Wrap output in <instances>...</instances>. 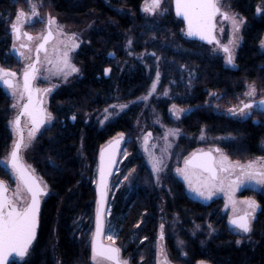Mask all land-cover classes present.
<instances>
[{
  "label": "trees",
  "instance_id": "1",
  "mask_svg": "<svg viewBox=\"0 0 264 264\" xmlns=\"http://www.w3.org/2000/svg\"><path fill=\"white\" fill-rule=\"evenodd\" d=\"M144 1L48 0L51 12L71 22L81 19L89 26L88 43L76 54L82 78L50 97L54 121L41 133L32 159L49 186L36 240L26 258H13L8 264L90 263L98 155L121 133L125 140L109 188L105 241L117 245L131 264H156L159 225L176 220L174 227L167 225L165 240L176 264H264V192L250 194L260 212L252 233L237 243L240 237L229 230L221 203L192 200L172 173V165L157 180L138 140V126L142 122L149 126L151 118L150 107L141 100L159 71L155 89L159 96L150 102L153 115L159 114L170 125V106L189 109L178 122L184 133L178 141L183 155L201 146L197 139L204 134L210 145L221 147L233 159L264 157V112L237 119L205 106L210 93L220 97L218 103L225 108L236 103L247 83L264 90V0L225 1L244 20L242 44L229 66L221 57L211 56V44L184 36L185 24L171 6L167 14L156 18L142 12ZM16 7L12 0H0V63L5 67L15 64L11 24ZM8 104L0 88L3 181L11 178L1 164L12 142ZM122 104L127 108L101 124L105 108ZM199 225L202 232L196 231ZM177 230L184 239L183 248L170 233Z\"/></svg>",
  "mask_w": 264,
  "mask_h": 264
},
{
  "label": "snow or ice",
  "instance_id": "2",
  "mask_svg": "<svg viewBox=\"0 0 264 264\" xmlns=\"http://www.w3.org/2000/svg\"><path fill=\"white\" fill-rule=\"evenodd\" d=\"M30 5L31 15L33 17L38 16L37 6L32 0H28ZM162 0H145L143 11L155 15L157 10L161 8ZM175 10L177 16H182L187 22L188 36L199 37L201 40H206L208 43H213L215 37L213 36V29L215 28L214 18L217 14H221L223 19H231V24L234 31H239L240 25L244 22L242 19L237 20L235 17H229L227 12H221V8L218 5V0H175ZM259 11V9H258ZM28 13L23 10H18L15 22L11 24L13 35L19 39L21 36L31 42L34 37L27 32H22V26L26 21ZM55 23L54 19L49 16L47 21V34L39 37L41 42L37 45L35 52V61L28 64L23 70V84L22 87L16 83L17 73L10 69L0 67V83L5 85L8 89H11V94L19 101H23L25 96L27 102L21 105V112L15 117L12 123L15 131L18 133V139L14 141L12 145L9 158L6 161L12 169L14 179L16 181V192L19 193L21 185L30 193V202L19 206L15 199L7 195L8 186L3 180H0V264H8V258L13 254L20 258L27 255L30 246L36 236V229L39 222V206L40 197L46 195V189L41 187L37 182V179L29 172V170L21 163V157L19 153L22 148L28 145L25 142L23 129L20 127L21 117L27 115L32 123V128L29 129V140L34 137V134L39 128L49 119L51 115L46 112L42 107V99L40 94L51 91V89H39L33 86V82L37 78L39 69L37 65L40 63V52L43 50L47 53L46 45L49 41L53 40L52 25ZM59 30V29H58ZM63 35L64 33L61 32ZM75 34H73L74 36ZM219 43V41H216ZM264 46V41L261 42ZM131 44V41H129ZM78 46V45H73ZM21 48H31L28 44H21ZM223 51L227 53V62L233 63V56L227 46L223 47ZM17 52L21 57H24V52ZM114 55V54H113ZM154 55V54H153ZM68 53H63V64L68 66L67 61ZM51 63V61H48ZM72 71H79L74 66ZM110 71V70H106ZM160 73L156 72V81L151 85L149 95L156 89V82L159 80ZM19 93V95H17ZM257 89L255 84L248 86V91L244 94L247 97H255ZM165 95L167 93L165 92ZM143 99H147L144 97ZM17 105L13 104L15 108ZM257 106L264 110V99H261L257 104L255 101L249 100L248 102L240 101L238 108H230L229 111L236 114L237 111L241 115H247L248 110ZM111 107H119L121 110L127 105H112ZM175 105L173 108L175 109ZM107 109L105 112L107 113ZM107 118V116L105 117ZM75 119V116L72 117ZM169 134L175 135V130H169ZM149 137L151 133L147 134ZM122 137L123 134L121 133ZM120 141L117 140L116 144L111 149V154L107 161H105L104 153H101V167H100V186L98 201V207L96 212V229L93 234L92 241V259L97 261V264H102V261H111L112 264H121L119 258L120 250L115 247H105L100 243V238L104 231V221L102 219L104 204L106 200L107 183L106 176L109 174L112 165L115 163L116 149ZM145 151L148 152L147 137L145 138ZM220 152V149H216ZM151 156V153H150ZM264 160V157L259 158ZM151 164L153 171H159L160 166L163 163L162 158H152ZM184 179L188 182L189 187H193V181H195V187L193 188L200 196L208 199L211 198L213 191L219 188L221 191L225 190V186L229 193H234L241 186L246 184L264 185V165L258 166L255 162L249 161L246 164L240 162L232 163L228 160L227 156L220 155L218 158L214 157L211 152L203 153L201 156H197L195 153L192 158L185 161V167L183 169L178 168L176 170ZM127 179V177H125ZM229 202L232 204L234 215L230 218L229 223L234 226L235 229L243 233H250L252 231L251 221L254 218V210L258 207L254 200L248 199L244 203L249 210L244 211L242 214H237L236 201L232 198L231 194L228 196ZM163 227V225L161 226ZM113 237L108 236L111 240ZM239 243V241H237ZM126 264V262H125ZM163 264H170L165 256ZM203 264V262H201Z\"/></svg>",
  "mask_w": 264,
  "mask_h": 264
},
{
  "label": "rangeland",
  "instance_id": "3",
  "mask_svg": "<svg viewBox=\"0 0 264 264\" xmlns=\"http://www.w3.org/2000/svg\"><path fill=\"white\" fill-rule=\"evenodd\" d=\"M16 4L17 11L23 10L24 12L28 13V16L26 18V23L23 24L22 29H27L30 33H32L34 39L29 42L31 51H28L25 53V56L21 60V64L14 65V72L17 73L16 77V83L22 87L23 84V70L25 65L33 62L34 59V49L38 45V43L41 42L39 37L42 35L47 34V21L49 16H51L55 23L52 25V31H53V37L54 39L49 41V43L46 45L47 53L41 52L40 54V64H39V72L37 75V78L35 80V87L39 89H51V91L47 92L46 94V107L48 108L47 113L51 115V119L47 121V124L42 127L39 131H37L34 134V137L29 140V131H25V142L28 145L27 147L22 148V158L25 163V165L31 170V172L34 174V176L38 179L39 183L44 187L48 193H49V186L47 183L40 177V175L37 173L36 169L34 168V165L32 163L33 156L37 152V144L38 139L41 135V133L48 127H50L54 121V118L49 110V100L52 94L64 87H68L72 85L73 83L77 82L82 78V69L81 66L76 61V54L79 51V49L87 45V31L89 26L85 24L81 19H75L71 22L67 17L60 16L58 14H55L51 12V10L48 8V0H32L33 3L37 6V11L39 13L38 16H35L33 21L30 22V17H33L31 15L30 5L28 3V0H12ZM144 3L142 5V12L146 15H152L150 13H146L143 11ZM173 8V0H162L161 8L157 10L155 15H152L156 18L162 17L169 11V7ZM221 12H227L229 17H235L237 20H241L237 13H235L233 10L230 9L229 5L223 1V3L220 6ZM16 17V16H15ZM243 20V19H242ZM244 21V20H243ZM15 22V19L13 20ZM244 27V22L240 25L239 31H234L231 19L225 20L223 19L222 15H219L217 18V29L216 34L217 38L219 40L218 44H211L210 48V54L211 56H219L223 59L224 64L226 66H229L230 64L227 62V53L223 51V47L227 46L233 56V63L235 61L237 51L239 47L242 44V30ZM59 29V30H58ZM64 33L63 35L61 34ZM73 34H75L73 36ZM11 35L12 39H14V35L12 33L11 29ZM13 41V40H12ZM22 43H28L25 39H22ZM18 46L17 41L12 42V53H14L13 48ZM78 45V46H73ZM67 52V61L68 66L65 67L63 64V53ZM51 61L49 63L48 61ZM3 65L0 63V67ZM74 66L79 71H72V67ZM250 84L254 83H247L245 84V90L244 92L237 97V101L234 105H229L227 107H220L218 101L220 97H218L214 93H210L208 100L205 104L206 107L213 108L214 111H218L221 113H225L227 115H231L234 118L237 119H246L254 114H257L258 112H261L259 107L254 106L252 109L248 110L247 115H241L238 111L236 114H233L229 111L230 108L236 107L238 108L240 106V101L248 102L249 100L255 101V104L258 103L261 99H264V90L262 91L261 88H259L256 84L257 93L255 97H247L244 94L248 91V86ZM158 85V82H156V86ZM0 86L2 84L0 83ZM3 91L5 93V96L8 98V116H7V126L10 129L11 135H12V142L10 143L8 149L6 150V153L4 157L1 159V164L4 168H6L10 173V181H4L9 189V196L16 200L17 204L19 206H23L24 204L30 202V194L28 191L21 185L19 193L16 192V181L14 179V175L12 173V169L9 165H7L6 161L9 158V154L12 149V145L14 141L17 140L18 133L15 131L11 121H13L18 114L21 105L23 104V101H19L16 97H13L11 94V89H8L3 85ZM42 94V93H41ZM9 97H8V96ZM19 95V93L17 94ZM154 96H159L158 93L155 94V91L151 93V95L145 96L147 99H142L145 107H150V113L149 116H151L149 120V126H146L144 122L141 123L139 134V145L141 147V150L144 152L146 162L148 163L149 167L151 168L154 177L157 180H160L163 175L168 171V168H171L172 165V173L176 178H178L185 187V191L187 195L192 200H198L200 202H220L222 210V216H226V222H229L230 218L234 215L232 204L229 202L228 196L231 194L232 198L237 202L236 208L238 209L237 214H242L244 211L249 210L247 208V205L244 203L245 200L251 199L256 202L258 205L256 199L254 196H251L252 193H260L264 192V185H255V184H246L241 186L238 190H236L234 193H229L227 186H225V190L221 191L219 188L215 189L213 191V194L211 195V198H204L200 196L196 191L193 190L195 187V181H193V187L190 188L188 182L184 179L182 175H180L176 170L178 168L183 169L185 167V161L188 160L194 153L196 152H202V151H210L213 153L214 157H219L220 155H224L228 157V160L232 163L240 162L241 164H246L249 161L255 162L258 166L264 165V160H261L259 158L262 157H253L249 158L248 160H236L233 159L225 150H223L221 147L216 145H210L208 138L201 134L197 141L198 143H201V146L195 148L194 150L190 151L187 155H183L182 151L178 149V141L181 136H184V133L182 129L178 126V122L183 116H186L189 113V109L176 106L175 109L173 108V105L168 108L167 115L173 122V124H165L162 118L159 114H154L153 106L150 105L151 99ZM13 104H16L17 106L14 108ZM122 110L119 107L113 108H105L107 109V113L105 112V109L100 114L101 118V124L107 123L110 119L114 118L116 115L121 113ZM107 116V118H105ZM146 121V119H145ZM140 123V122H139ZM25 124H29V120L25 118ZM148 129V130H147ZM169 130H175V135L169 134ZM151 133V136L149 137L147 134ZM147 137V147L149 149L148 152L145 151V138ZM189 139H191L189 137ZM216 148L220 149V152L216 151ZM151 153V156H150ZM152 158H162L163 163L160 166V170L154 172L151 164ZM47 196V195H46ZM45 198V197H44ZM42 199V201L44 200ZM260 212V206L254 210V218L251 221L252 224V231L254 228V224L257 220L258 214ZM176 220H173L172 222H167L166 224L160 223L159 230H158V242L156 247V264H163L165 256L167 257V260L170 262V264H176L171 258V252L168 249V246L165 243V240L167 239V225L170 227H174ZM163 225V227H161ZM229 228V227H228ZM203 227L201 225L196 227V231L202 232ZM234 234L238 235L240 237L239 242L241 243V240L243 237H247L243 232L237 230V229H229ZM206 234L211 232L210 227H207L205 229ZM250 232V234L252 233ZM174 232V233H172ZM170 232L171 235L174 236L175 243L178 247L183 248L184 239L181 238L180 232L177 230ZM194 235V234H191ZM249 235V234H248ZM114 244V243H113ZM238 246V245H237ZM120 249V248H119ZM121 252V261L123 264H131L127 258H124ZM29 254V252H28ZM27 254V256H28ZM26 256V257H27ZM180 256L183 257V253H180ZM25 257V258H26ZM20 259V258H19ZM211 264L210 262L206 261H200L196 264ZM89 264H97V261H94L92 259V252H91V259ZM102 264H112L109 261H102Z\"/></svg>",
  "mask_w": 264,
  "mask_h": 264
},
{
  "label": "water",
  "instance_id": "4",
  "mask_svg": "<svg viewBox=\"0 0 264 264\" xmlns=\"http://www.w3.org/2000/svg\"><path fill=\"white\" fill-rule=\"evenodd\" d=\"M173 10H174V13H175V15H176V10H175V0H173ZM177 16V15H176ZM217 16H218V14L216 15V17L214 18V24H215V28L213 29V36L215 37V40L213 41V43H208L206 40H201L199 37H195V36H188L187 34H186V32H187V22L184 20V18L182 17V16H177L179 19H181L183 22H184V24H185V29H186V31H185V34H184V36L186 37V38H189V39H193V40H199V41H202V42H204V43H207V44H218V43H216V41H219L218 40V38H217V34H216V19H217ZM47 27H48V25H47ZM24 32H27V31H24ZM27 33H29V32H27ZM30 35H32L31 33H29ZM33 36V35H32ZM27 40V39H26ZM43 51V50H42ZM35 56H36V52H35ZM35 61V60H34ZM37 68L39 69V64L37 65ZM38 75V74H37ZM35 81L33 82V86H35ZM259 103V102H258ZM258 103H257V105H258ZM260 110H261V112H264V110H262L261 108H259ZM23 134H24V131H23ZM24 137H25V135H24ZM17 139H18V137H17ZM117 140H119L120 141V143H119V145H118V147H117V149H116V154H115V163L112 165V167H111V170H110V172H109V174H107V176H106V183H107V192H106V200H105V204H104V209H103V214H102V219H103V221H104V231H103V234H102V236H101V238H100V243L103 245V246H105V247H115V248H118L119 249V247L117 246V245H115V244H113V243H111V242H107V241H105V239H104V232H105V225H106V209H107V204H108V198H109V188H110V183H111V179H112V176H113V174H114V171H115V169H116V166H117V164H118V160H119V156H120V153H121V150H122V148H123V144H124V140H125V137L124 136H119V137H116V138H114V139H112V140H110L109 142H107L101 149H100V151H99V155H98V169H97V177H96V183H95V192H96V198H97V206H96V212H97V207H98V201L100 200V195H99V186H100V167H101V153L103 152L104 153V157H105V161H107L108 160V158H109V156H110V154H111V149L113 148V145H115L116 144V141ZM216 149H218V148H216ZM210 151H202V152H196L195 154L197 155V156H201L203 153H209ZM211 154L213 155V153L211 152ZM19 155H20V157H21V163L29 170V172L34 176V174L31 172V170L25 165V163H24V161H23V158H22V150H21V152L19 153ZM193 156V155H192ZM192 156L190 157V158H192ZM214 156V155H213ZM189 158V159H190ZM35 177V176H34ZM36 178V177H35ZM37 179V178H36ZM37 182L39 183V181H38V179H37ZM40 184V183H39ZM41 185V184H40ZM41 187H42V185H41ZM46 192H47V194L46 195H48V191L46 190ZM7 195L9 196V189H8V192H7ZM46 195H43V196H46ZM10 197V196H9ZM41 204H42V200H40V206H39V214H40V209H41ZM38 219H39V217H38ZM95 221H96V214H95ZM38 228H39V222H38V226H37V229H36V236H35V239L33 240V242H32V245L34 244V242H35V240H36V237H37V233H38ZM95 229H96V222H95V225H94V232H93V234L95 233ZM92 241H93V236H92ZM32 245L30 246V248H29V250H28V252L30 251V249H31V247H32ZM91 250H92V245H91ZM120 250V249H119ZM28 254V253H27ZM27 256V255H26ZM25 256V257H26ZM25 257H23V258H25ZM13 258H20V257H18V256H15L14 254L12 255V256H10L9 258H8V263L10 262V261H12L13 260ZM119 258H120V260H121V252H119ZM109 262H111V261H109ZM112 263V262H111ZM121 264H123L122 263V261H121Z\"/></svg>",
  "mask_w": 264,
  "mask_h": 264
},
{
  "label": "flooded vegetation",
  "instance_id": "5",
  "mask_svg": "<svg viewBox=\"0 0 264 264\" xmlns=\"http://www.w3.org/2000/svg\"><path fill=\"white\" fill-rule=\"evenodd\" d=\"M223 1L225 2L226 0H218V5H219V7L221 6V4L223 3ZM16 14H17V11H16ZM219 15H221V14H218V16ZM218 16H217V18H218ZM33 19H34V17H30V22H32L33 21ZM25 23H26V21H25ZM216 29H217V19H216ZM24 31H27V32H29L27 29H22V32H24ZM30 33V32H29ZM32 34V33H31ZM22 39H25L26 40V37H24V36H21L19 39H17L15 36H14V39H12L13 41H17L18 42V46H16L15 45V47L13 48V51H14V53H12V43H11V56H12V58L15 60V64H13L12 66H9V67H5V66H2L3 68H5V69H10L11 71H14V67H16V66H14V65H19V64H21V60L23 59V57H21L20 55H19V53L17 52V49H19V51H21V52H24V56H25V53L26 52H28L29 50L28 49H25V48H21V44H24V43H22ZM12 41V42H13ZM28 43H25V44H28L29 45V47H30V44H29V41L28 40H26ZM39 44V43H38ZM37 47V46H36ZM36 47H35V49H36ZM35 49H34V59H33V62H34V60H35ZM41 52H44V51H41ZM41 52H40V54H41ZM33 62H31V63H33ZM30 64V63H29ZM40 64V63H39ZM28 65V64H27ZM27 65H25V67L27 66ZM230 65H232V64H230ZM24 67V68H25ZM39 72V71H38ZM2 84V83H1ZM5 86V85H4ZM6 87V86H5ZM35 87V86H34ZM0 88L2 89V91L4 90L3 89V84H2V86H0ZM3 93H4V91H3ZM5 94V93H4ZM47 94V93H46ZM46 94H44V93H42V94H40V99H42V101H43V103H42V107L46 110V112L48 111V108L46 107ZM8 96V95H7ZM9 97V96H8ZM27 102V97L25 96V98H24V101H23V103H26ZM257 104V103H256ZM21 112V108H20V110H19V112H18V114ZM17 114V115H18ZM16 115V116H17ZM25 118H27L28 120H29V124H25ZM48 121V120H47ZM47 121L39 128V130L42 128V127H44L46 124H47ZM20 127L23 129V131L25 132V131H29V129L30 128H32V123H31V120H30V118L27 116V115H25V116H22L21 117V123H20ZM38 130V131H39ZM29 193V192H28ZM30 194V193H29ZM44 197H46V196H41L40 197V200H42ZM207 202V201H206ZM227 225H228V227H229V229H235L234 228V226H232L229 222H227ZM238 230V229H237ZM231 231V230H230ZM232 232V231H231ZM247 237H248V234H250V233H244ZM243 238H245V237H243ZM242 238V239H243Z\"/></svg>",
  "mask_w": 264,
  "mask_h": 264
},
{
  "label": "bare ground",
  "instance_id": "6",
  "mask_svg": "<svg viewBox=\"0 0 264 264\" xmlns=\"http://www.w3.org/2000/svg\"><path fill=\"white\" fill-rule=\"evenodd\" d=\"M7 185V184H6Z\"/></svg>",
  "mask_w": 264,
  "mask_h": 264
}]
</instances>
